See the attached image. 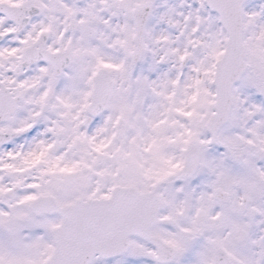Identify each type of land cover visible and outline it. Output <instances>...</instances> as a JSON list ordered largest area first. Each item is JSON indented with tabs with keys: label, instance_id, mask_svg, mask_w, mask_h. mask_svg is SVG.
Instances as JSON below:
<instances>
[{
	"label": "snow or ice",
	"instance_id": "6c2138e0",
	"mask_svg": "<svg viewBox=\"0 0 264 264\" xmlns=\"http://www.w3.org/2000/svg\"><path fill=\"white\" fill-rule=\"evenodd\" d=\"M0 264H264V0H0Z\"/></svg>",
	"mask_w": 264,
	"mask_h": 264
}]
</instances>
